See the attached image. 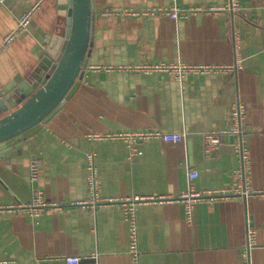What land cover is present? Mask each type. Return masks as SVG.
Returning a JSON list of instances; mask_svg holds the SVG:
<instances>
[{"label":"crops","instance_id":"obj_1","mask_svg":"<svg viewBox=\"0 0 264 264\" xmlns=\"http://www.w3.org/2000/svg\"><path fill=\"white\" fill-rule=\"evenodd\" d=\"M264 0H94L92 43L81 84L47 122L27 130L7 150L0 146V202L31 199L29 166L39 161L37 186L48 200L65 203L38 216L0 211V264H132L128 227L120 203L88 207L87 160L94 154L104 197L155 195L179 198L187 169L198 190H228L238 182L247 194L137 206L138 264H264ZM235 8L232 9L231 6ZM202 7L186 16L143 10ZM66 0H0V41L24 13L25 28L0 51V96L27 80L43 50L63 32ZM232 67L187 72L142 71L143 64ZM243 109L242 163L234 144L204 152L206 133L230 129ZM157 128L184 132L185 141L145 138L128 158L121 139L89 138L115 130ZM244 181H243V180ZM243 182V183H242ZM247 221L255 242L247 249ZM90 255H95L91 257Z\"/></svg>","mask_w":264,"mask_h":264},{"label":"built area","instance_id":"obj_2","mask_svg":"<svg viewBox=\"0 0 264 264\" xmlns=\"http://www.w3.org/2000/svg\"><path fill=\"white\" fill-rule=\"evenodd\" d=\"M232 9L235 8L234 5L231 6ZM264 8V4H263ZM196 10H210L202 7H193L188 9H180L179 7H174L171 9H149L143 10L144 14H157L159 12H165L171 15V17H181L186 16ZM29 12L24 13L22 17L18 21V26L6 34L5 37L0 41V51L6 49V47L10 44V41L22 30L25 28V24L29 18ZM135 69H140L144 71H152V70H167L175 73L177 79H182L185 73L187 72H202L208 73L212 70H229L232 67H224V66H215V65H187L182 63L177 64H143L142 66H136ZM243 109L240 104L234 109L231 113V119L233 121V125L230 129L222 130V131H213L212 133H206L203 136L205 141L204 143V152L205 155H209L210 151L214 149L215 146H218L223 142V138L226 136H233V138H237V141L234 144V149L239 156V159L242 163V178L245 177L244 165L249 161L246 147L243 143L242 132H243ZM89 138L91 140L94 139H111L117 138L125 141L129 146V154L128 158L133 159L134 156L140 154V150L138 149V144L145 140V138H158L163 139L170 142H180L185 141L186 134L184 132L174 133L163 131L157 128L153 129H145L143 131L140 130H115L109 134H99L95 133L94 135H90ZM87 160V177H88V190L90 197L87 200H79V201H70L68 204L88 207L91 212H94V208L96 205H113L114 203H120L122 206V210L124 212V218L128 227V244H129V253L131 254V259L133 261L132 264H138V256L140 254L139 244H138V227L136 221V209L140 204H144L147 202H159L162 203L165 200H176L183 198L185 200V205L187 208V212H190L191 205L193 202H197L198 200H208L213 201L216 198H225L231 196L236 193L247 194L249 191L247 189H241L240 182L236 183L232 189L228 190H197L194 187L193 180L198 176V172L196 169H187V186L181 193L180 197H170L167 195L164 196H155V195H130L126 197H104L99 193V183L100 178L97 175V168L95 164L94 154L89 153L86 157ZM41 172L39 168V161L37 159H32L29 166V177L31 183V199L27 202H11L10 204H3L0 202V211L16 209L22 212L30 213L33 216H38L43 211L48 209H57L62 207L65 203L63 202H55L48 200L45 195H43V191L37 186V182L40 179ZM243 180V179H242ZM244 181V180H243ZM243 183V182H242ZM248 223V221H247ZM247 224V233H246V241H247V249H249L253 243L255 242V230L253 227ZM91 257H95V255H90ZM62 262L66 264H79L81 256L74 255H63L61 258ZM96 264V263H94ZM246 264H251L248 261Z\"/></svg>","mask_w":264,"mask_h":264},{"label":"water","instance_id":"obj_3","mask_svg":"<svg viewBox=\"0 0 264 264\" xmlns=\"http://www.w3.org/2000/svg\"><path fill=\"white\" fill-rule=\"evenodd\" d=\"M65 29L43 50L27 80L0 96V146L7 150L59 112L81 84L92 43L94 0H66ZM233 137V136H232Z\"/></svg>","mask_w":264,"mask_h":264}]
</instances>
